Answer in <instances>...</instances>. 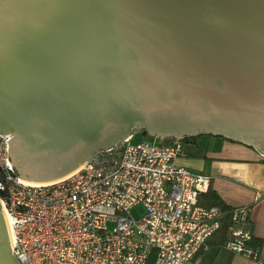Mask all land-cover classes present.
Segmentation results:
<instances>
[{"label": "water", "instance_id": "water-1", "mask_svg": "<svg viewBox=\"0 0 264 264\" xmlns=\"http://www.w3.org/2000/svg\"><path fill=\"white\" fill-rule=\"evenodd\" d=\"M137 132L264 154V0H0V134L48 183ZM0 264L15 258L0 203Z\"/></svg>", "mask_w": 264, "mask_h": 264}, {"label": "built area", "instance_id": "built-area-1", "mask_svg": "<svg viewBox=\"0 0 264 264\" xmlns=\"http://www.w3.org/2000/svg\"><path fill=\"white\" fill-rule=\"evenodd\" d=\"M180 139L133 140L93 153L71 174L25 184L8 161L0 134V203L19 264H189L220 227L218 206L199 197L210 178L181 165ZM141 205L142 216L131 208ZM247 205L231 209L224 246L256 259Z\"/></svg>", "mask_w": 264, "mask_h": 264}, {"label": "crops", "instance_id": "crops-1", "mask_svg": "<svg viewBox=\"0 0 264 264\" xmlns=\"http://www.w3.org/2000/svg\"><path fill=\"white\" fill-rule=\"evenodd\" d=\"M209 138L205 143L202 136L192 139L185 145L187 156L178 162L208 176L210 187L231 209L239 205L251 208L252 247L257 250V258H245L227 250L224 243L228 235L217 230L189 264H264V154L237 141L211 135ZM213 138L221 140L216 142Z\"/></svg>", "mask_w": 264, "mask_h": 264}, {"label": "trees", "instance_id": "trees-1", "mask_svg": "<svg viewBox=\"0 0 264 264\" xmlns=\"http://www.w3.org/2000/svg\"><path fill=\"white\" fill-rule=\"evenodd\" d=\"M142 137L148 138L149 136L146 132L139 133ZM199 136V135H198ZM198 136H194L192 139L197 138ZM214 136V135H211ZM220 137V136H218ZM223 138V137H222ZM169 139H164V143H167ZM199 204L204 207L218 206L222 211V216L220 218V227L219 232H222L224 236L229 234V226H230V216H231V208L224 204V202L220 199L217 193L209 186V189L206 193H203L199 197ZM259 244V242H258ZM252 246V240L250 242ZM257 245V242L255 243ZM255 248V247H253Z\"/></svg>", "mask_w": 264, "mask_h": 264}, {"label": "rangeland", "instance_id": "rangeland-1", "mask_svg": "<svg viewBox=\"0 0 264 264\" xmlns=\"http://www.w3.org/2000/svg\"><path fill=\"white\" fill-rule=\"evenodd\" d=\"M140 132H137V133H134L132 136H133V140H147V141H150V140H152V138L153 137H148V138H144V137H142L140 134H139ZM200 136H202L203 138H205L203 141H204V143L206 142V141H209L208 139H210L209 137H210V135H199V137ZM213 139H215V141L217 142V141H220L221 139H219V138H213ZM130 212H131V214L134 216V217H136V218H138V217H140V216H142L143 215V213H144V209L142 208V206L141 205H138V206H135V207H133V208H131V210H130Z\"/></svg>", "mask_w": 264, "mask_h": 264}, {"label": "bare ground", "instance_id": "bare-ground-1", "mask_svg": "<svg viewBox=\"0 0 264 264\" xmlns=\"http://www.w3.org/2000/svg\"><path fill=\"white\" fill-rule=\"evenodd\" d=\"M20 178V177H19ZM21 179V178H20ZM25 184H29V185H34V184H40V183H37V182H31V181H27V180H24V179H21ZM4 214V218H5V221H6V225H8V220H7V217L5 215V213L3 212Z\"/></svg>", "mask_w": 264, "mask_h": 264}]
</instances>
